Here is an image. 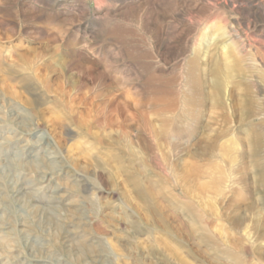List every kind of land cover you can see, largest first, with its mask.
<instances>
[{
	"label": "rangeland",
	"instance_id": "rangeland-1",
	"mask_svg": "<svg viewBox=\"0 0 264 264\" xmlns=\"http://www.w3.org/2000/svg\"><path fill=\"white\" fill-rule=\"evenodd\" d=\"M263 6L0 0V264H264Z\"/></svg>",
	"mask_w": 264,
	"mask_h": 264
},
{
	"label": "bare ground",
	"instance_id": "bare-ground-1",
	"mask_svg": "<svg viewBox=\"0 0 264 264\" xmlns=\"http://www.w3.org/2000/svg\"><path fill=\"white\" fill-rule=\"evenodd\" d=\"M227 1H230V0H225V2H227ZM231 1H233V2H239L240 0H231ZM243 7L245 6L244 4H241ZM261 8H263L262 10H263V13H264V6L263 7H261ZM204 29H206L204 32H203V34H202V37H201V39H200V41L203 39V38H205V36H207V34L209 33V31H210V27L209 26H205L204 27ZM221 31H222V29H216L215 30V34H220L221 33ZM224 32V31H223ZM228 35L232 38V39H235L233 42L235 43V44H233V47H236L237 48V44H236V42L238 43V46L239 47H241V49L242 50H244V51H249L250 50V44L248 43V29L245 27V25H244V23H242V22H239V23H237V24H232V25H230V28H229V31H228ZM250 47V48H249ZM223 53L225 54L224 56H225V60L227 61V62H231L232 60H230V58H229V56L231 55V53L232 52H227V51H223ZM83 80H84V78L83 77H79V81H81V84L83 83ZM223 84H224V78L222 77L221 78V76H217L216 77V86H217V89H218V93H219V95H221V93H220V91H221V89L223 88ZM197 85V84H196ZM49 179V178H48ZM46 182V181H45ZM250 193H253V192H251V191H249ZM263 203H264V197H263ZM250 234H248V236H249V239H250V242L253 244V246H256L255 245V242L257 241V239H259V237H258V234H257V227H256V225L254 224V223H252V226L250 227ZM4 232L2 231V232H0V245L1 244H6L5 243V241H6V235L4 236V234H3ZM256 237H257V239H256ZM261 239H263L262 237H260ZM254 239V240H253ZM264 243V242H263ZM262 243V244H263ZM261 244V245H262ZM5 246V245H4ZM1 247V246H0ZM8 247V245L6 244V248ZM83 249V248H82ZM253 249V248H252ZM254 250V249H253ZM82 253V252H81ZM254 254L255 255H258L259 253L257 252V250H255L254 251ZM5 254L4 253H2V254H0V257H2V256H4ZM260 255V254H259ZM16 256V255H15ZM20 257V256H19ZM6 258L7 257H5V262H1V263H3V264H6ZM18 259V258H17ZM3 260V261H4ZM24 260V259H23ZM23 260H22V262H23ZM19 261V260H18ZM18 263V262H17ZM23 263H25V261L23 262Z\"/></svg>",
	"mask_w": 264,
	"mask_h": 264
}]
</instances>
